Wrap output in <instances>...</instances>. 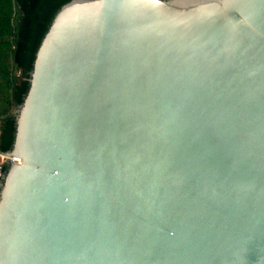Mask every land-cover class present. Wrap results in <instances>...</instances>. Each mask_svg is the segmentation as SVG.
Masks as SVG:
<instances>
[{"label": "water", "instance_id": "95a60500", "mask_svg": "<svg viewBox=\"0 0 264 264\" xmlns=\"http://www.w3.org/2000/svg\"><path fill=\"white\" fill-rule=\"evenodd\" d=\"M0 182V264H264V0H70Z\"/></svg>", "mask_w": 264, "mask_h": 264}, {"label": "trees", "instance_id": "16d2710c", "mask_svg": "<svg viewBox=\"0 0 264 264\" xmlns=\"http://www.w3.org/2000/svg\"><path fill=\"white\" fill-rule=\"evenodd\" d=\"M69 1L0 0V151L13 146L14 112L30 88L37 50L55 14Z\"/></svg>", "mask_w": 264, "mask_h": 264}, {"label": "built area", "instance_id": "2783aa9c", "mask_svg": "<svg viewBox=\"0 0 264 264\" xmlns=\"http://www.w3.org/2000/svg\"><path fill=\"white\" fill-rule=\"evenodd\" d=\"M10 160L19 161V159L7 155L6 152L0 151V178L5 175V167Z\"/></svg>", "mask_w": 264, "mask_h": 264}]
</instances>
